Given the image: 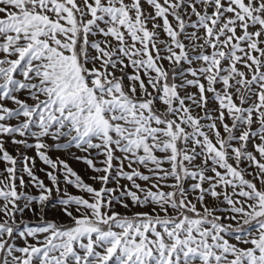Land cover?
Returning <instances> with one entry per match:
<instances>
[{"label":"snow or ice","instance_id":"snow-or-ice-1","mask_svg":"<svg viewBox=\"0 0 264 264\" xmlns=\"http://www.w3.org/2000/svg\"><path fill=\"white\" fill-rule=\"evenodd\" d=\"M0 264H264V0H0Z\"/></svg>","mask_w":264,"mask_h":264},{"label":"rangeland","instance_id":"rangeland-1","mask_svg":"<svg viewBox=\"0 0 264 264\" xmlns=\"http://www.w3.org/2000/svg\"><path fill=\"white\" fill-rule=\"evenodd\" d=\"M38 166H42V165H39V162H38ZM73 167H76L78 169H82L84 166L83 165H80V164H73Z\"/></svg>","mask_w":264,"mask_h":264}]
</instances>
